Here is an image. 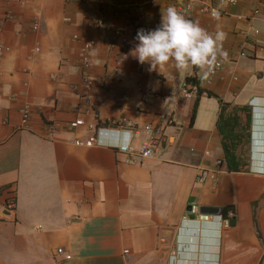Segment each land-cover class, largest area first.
Returning <instances> with one entry per match:
<instances>
[{
    "label": "crops",
    "instance_id": "crops-1",
    "mask_svg": "<svg viewBox=\"0 0 264 264\" xmlns=\"http://www.w3.org/2000/svg\"><path fill=\"white\" fill-rule=\"evenodd\" d=\"M170 5L209 33L218 25L226 33L227 61L207 81L199 69L170 63L149 71L129 55L137 31L158 27ZM203 6L218 8L219 20ZM260 7L0 0V264H264V14L253 16ZM82 37L94 42L87 68ZM187 78L200 95H183ZM146 91L154 96L144 102ZM218 100L250 109L248 160L238 172L222 162ZM75 120L101 130L91 147L74 144L94 135L69 128ZM146 125L161 135L154 158L126 164L117 148L137 147ZM200 169H218L215 180L196 183ZM203 207H231L233 225L200 222Z\"/></svg>",
    "mask_w": 264,
    "mask_h": 264
},
{
    "label": "clouds",
    "instance_id": "clouds-1",
    "mask_svg": "<svg viewBox=\"0 0 264 264\" xmlns=\"http://www.w3.org/2000/svg\"><path fill=\"white\" fill-rule=\"evenodd\" d=\"M211 16L219 20V11L212 9ZM225 39L226 33L219 25L214 34L209 33L198 21L186 19L170 5L161 12L158 27L137 31L135 40L138 43L129 55L141 65L148 64L149 71L170 63L177 71L199 69V78L207 81L220 61H227L228 53L223 49ZM9 92L10 88L6 86L5 94Z\"/></svg>",
    "mask_w": 264,
    "mask_h": 264
},
{
    "label": "built area",
    "instance_id": "built-area-1",
    "mask_svg": "<svg viewBox=\"0 0 264 264\" xmlns=\"http://www.w3.org/2000/svg\"><path fill=\"white\" fill-rule=\"evenodd\" d=\"M4 1H7V0H4ZM154 1L155 0H145V2L148 4H153ZM220 1H221V3L225 4L226 6H234L238 3L239 0H220ZM259 3L261 5V7L253 10V16L254 17L257 15H260L262 13L264 14V0H259ZM186 8H187V6H186ZM212 9H217L219 11V14H220V10L218 8L211 7V6H203L201 11L207 13L212 18V16H211ZM98 26L100 28L103 27L100 23ZM255 33H257V31ZM82 41L84 42V47L81 51L80 57H81V62H82L83 67L87 68L89 65L88 53L94 47V42L92 40L88 39L87 37H82ZM6 51H7L6 48L0 46V57ZM239 56L244 57L245 54L243 52H241ZM222 67H223V64L220 61L219 65L215 68L214 73L209 78H212L219 70L222 69ZM197 90H198L197 86L192 84V83H188V82L184 81V83L182 84V93L185 97H191L192 95L193 96L198 95ZM152 96H154V94L152 92L146 91L142 95V100L144 102H146ZM28 115H29V110H25L23 112L22 124H26ZM68 126L71 129H77L80 127H87V129L94 131V135L92 137H90L89 139H87L86 141L82 142V141L76 140L74 142V144L76 146L91 147L94 144V142L96 141L97 134L101 132V130H99L97 128L94 129V127L92 125L86 126L82 120H75L73 122H70ZM143 132L145 134V138L143 140H141V142L139 143V145L137 147H132L131 143L129 142V143H126L125 145H122V146L117 148V150L120 153L126 155V159H125L126 164H130V165L143 164L144 162L154 158L158 143L161 140V135H160L159 131L154 130L150 125H146L143 128ZM219 164L220 163L218 162L217 166ZM217 173H218V169H213V170L200 169L196 173L195 181H196V183H203L208 179L215 180L214 178L216 177ZM5 208H6V212H8V215H11V213H14L15 206H14L13 199H9L6 202ZM189 213L191 215H197L198 213H197L196 206H191ZM232 217H233L232 213H228L225 217L199 215L198 220L200 222H207L211 218H217V219H219V223H220L221 228L222 229H228L231 227L230 220ZM58 253H61V250H58Z\"/></svg>",
    "mask_w": 264,
    "mask_h": 264
},
{
    "label": "trees",
    "instance_id": "trees-1",
    "mask_svg": "<svg viewBox=\"0 0 264 264\" xmlns=\"http://www.w3.org/2000/svg\"><path fill=\"white\" fill-rule=\"evenodd\" d=\"M185 81L197 86L194 78H187ZM197 93L200 95L202 91L198 89ZM207 94L213 97L211 93ZM218 103L219 113L216 126L222 139V162L228 172H238L242 168L238 147L241 144L242 131L248 127L250 122V109L232 107L221 100H218ZM229 211H232L231 207L223 208L222 217H225ZM230 224L233 225V219L230 220Z\"/></svg>",
    "mask_w": 264,
    "mask_h": 264
},
{
    "label": "rangeland",
    "instance_id": "rangeland-1",
    "mask_svg": "<svg viewBox=\"0 0 264 264\" xmlns=\"http://www.w3.org/2000/svg\"><path fill=\"white\" fill-rule=\"evenodd\" d=\"M248 131V127L244 131H242L241 144L238 147V154L243 163L242 168L247 165L246 161L248 160Z\"/></svg>",
    "mask_w": 264,
    "mask_h": 264
},
{
    "label": "water",
    "instance_id": "water-1",
    "mask_svg": "<svg viewBox=\"0 0 264 264\" xmlns=\"http://www.w3.org/2000/svg\"><path fill=\"white\" fill-rule=\"evenodd\" d=\"M222 212L223 210L218 208L203 207L199 209L200 215L203 216H222Z\"/></svg>",
    "mask_w": 264,
    "mask_h": 264
}]
</instances>
